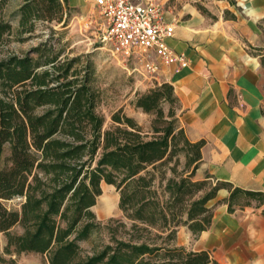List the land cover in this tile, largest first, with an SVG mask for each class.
Segmentation results:
<instances>
[{
  "label": "trees",
  "instance_id": "trees-1",
  "mask_svg": "<svg viewBox=\"0 0 264 264\" xmlns=\"http://www.w3.org/2000/svg\"><path fill=\"white\" fill-rule=\"evenodd\" d=\"M0 46L31 37L42 24L66 27L67 0H20L4 19ZM26 36L25 38H22ZM36 55L35 58L32 55ZM45 42L24 55L0 54V233L7 254L34 253L46 264H210L206 251L176 246L178 228L193 235L209 228L207 202L227 189L228 211L264 203V193L194 180L204 141L190 142L178 124L180 104L169 83L137 93L132 105L149 114L145 131L121 109L104 119L95 111L92 65L82 56L60 58ZM9 155L1 162L4 147ZM115 188L122 219L102 225L92 211L101 185ZM243 197L244 204L237 203ZM21 198L19 209L5 202ZM21 233H11L14 226ZM106 229L109 241L84 254L80 243ZM213 264H217L213 262Z\"/></svg>",
  "mask_w": 264,
  "mask_h": 264
},
{
  "label": "crops",
  "instance_id": "crops-1",
  "mask_svg": "<svg viewBox=\"0 0 264 264\" xmlns=\"http://www.w3.org/2000/svg\"><path fill=\"white\" fill-rule=\"evenodd\" d=\"M67 1L73 12L84 10L87 1L94 8L93 0ZM157 2L173 25L168 46L189 65L159 64L151 79L173 87L187 139L204 141L194 180L211 176L213 182L264 193V0ZM228 197L220 189L207 202V230L193 235L178 228L176 246L208 252L210 264H264V203L229 212Z\"/></svg>",
  "mask_w": 264,
  "mask_h": 264
},
{
  "label": "rangeland",
  "instance_id": "rangeland-1",
  "mask_svg": "<svg viewBox=\"0 0 264 264\" xmlns=\"http://www.w3.org/2000/svg\"><path fill=\"white\" fill-rule=\"evenodd\" d=\"M19 4L20 0H8L3 11L4 19L9 21L14 29L17 27V19L12 14ZM86 4L84 10L71 12L66 27L53 26L56 34L52 38L51 32L39 23L35 33L24 41H17L15 36H10L9 41L0 46V54L24 55L33 48L51 41L55 50L61 52L60 58L84 57L83 61L89 60L92 65L91 85L97 94L95 111L104 119V128L111 124V114L121 109L147 131L150 129L153 117L135 109L132 102L137 93H143L157 83L151 79V75L144 72L140 64L133 60H123L108 44L102 42L101 17L98 12L91 9V3L87 1ZM32 56L35 58L36 55ZM8 155L9 149L5 146L1 155L2 164L5 163L4 160ZM101 189L102 194L97 198L92 211L102 225L113 226L110 220L122 219L118 209V194L112 186L102 184ZM20 201L21 198H14L4 204L7 208L16 210L19 209ZM245 202L243 197L237 199L239 204ZM10 232L19 234L22 230L17 225ZM108 241V231L101 229L93 233L88 241L81 242L80 246L84 254H91ZM5 245L6 238L0 233V264H46L45 257L38 254H7L4 251Z\"/></svg>",
  "mask_w": 264,
  "mask_h": 264
},
{
  "label": "built area",
  "instance_id": "built-area-1",
  "mask_svg": "<svg viewBox=\"0 0 264 264\" xmlns=\"http://www.w3.org/2000/svg\"><path fill=\"white\" fill-rule=\"evenodd\" d=\"M93 10L101 17L102 42L123 60L140 64L153 76L159 64L186 68L189 60L167 44L173 25L164 20L157 0H93ZM155 56L157 61L151 60Z\"/></svg>",
  "mask_w": 264,
  "mask_h": 264
}]
</instances>
